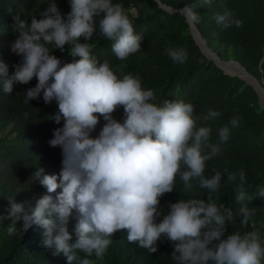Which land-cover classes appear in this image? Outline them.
Returning <instances> with one entry per match:
<instances>
[{
    "label": "clouds",
    "instance_id": "clouds-1",
    "mask_svg": "<svg viewBox=\"0 0 264 264\" xmlns=\"http://www.w3.org/2000/svg\"><path fill=\"white\" fill-rule=\"evenodd\" d=\"M69 3L66 16L55 0L30 24L15 15L11 50L21 60L10 74L0 59L3 92L11 94L15 84L27 85L35 78L36 85L23 93L24 103L41 97L48 105L55 101L58 111L50 119L62 123L48 141L61 149V170L46 174L38 167L32 173L35 183L46 189L44 194L33 193L22 202L7 197L6 215L0 216V222L11 221L7 235L22 236L37 225L44 229L42 246L56 255L63 253L67 264L102 262L118 231H126L129 243L149 253L158 251V242L170 241L175 264H264V234L253 220L257 208L245 203L252 199L246 193V173L228 172L227 185L233 184L237 192L240 225L247 228L251 221L253 229L228 235L226 222L236 220L230 209L217 203L216 195L224 175L219 171L205 175L208 162L222 154L221 145L242 117L233 116L231 127L218 128V142L213 143V130L198 124L193 103L158 99L154 89L143 87L139 74H125L124 64L113 66L92 54L97 31L113 42L117 60L140 52L143 36L135 31L134 15L114 0ZM211 3L199 0L181 14L195 20L194 9ZM220 8L223 11L214 15L218 26L224 30L243 26L223 0ZM66 45L71 57L61 60L53 51L64 52ZM166 54L178 64L188 60L184 48L168 47ZM121 107L124 115L119 120L114 113ZM221 115L210 109L203 120L215 121ZM178 182L184 194L207 190V201L182 198L170 202L165 214L161 200L177 189ZM258 195L264 197V189ZM73 233L76 241L70 243Z\"/></svg>",
    "mask_w": 264,
    "mask_h": 264
},
{
    "label": "trees",
    "instance_id": "trees-1",
    "mask_svg": "<svg viewBox=\"0 0 264 264\" xmlns=\"http://www.w3.org/2000/svg\"><path fill=\"white\" fill-rule=\"evenodd\" d=\"M50 0H0V59L9 66V73L21 57L11 50L16 39L13 31L14 16L21 15L28 20L44 11ZM65 16L70 12L69 0H55ZM173 10H182L187 5L199 0H160ZM121 3L130 15H134V28L143 36L141 51L125 61L117 60L112 52V41L94 35L93 55L101 62L105 59L115 66L124 64V73L139 74L143 87L154 89L158 99L184 100L195 105L194 115L200 116V126L212 128V142H218L217 129L229 124L233 116L242 117L240 126L231 129L229 140L221 145L222 154L208 162L205 175L210 176L219 171L222 187L216 194L218 204L230 209L236 222H226L227 233L233 231H250L240 225L237 215L241 206L237 201L234 185H227L228 172L244 170L247 177L246 193L251 200H246L249 207H256L253 218L255 228L264 234V197L259 191L264 189V111L260 108L254 90L237 77H230L219 70L211 61H207L189 33L185 16L181 13H168L159 8L154 0H114ZM221 0H212L211 5L198 6L194 9L197 18L194 24L206 41L210 50L224 60H234L258 80H264V0H223L236 18L243 21V26L222 29L214 20V15L222 12ZM81 42H86L81 38ZM52 48L51 45H49ZM168 47L184 48L188 60L183 64L173 62L166 54ZM69 46L65 51L54 49L53 54L61 60L69 55ZM228 53L230 57H228ZM74 58L72 57L69 62ZM262 62L263 76L259 71ZM34 78L29 84H15L11 94H5L0 86V216L6 215L9 196H16L17 202L30 199L33 193L44 194L32 173L43 167L46 174H58L61 170V149L53 148L48 141L53 138V131L61 125L55 124L50 117L58 111L55 101L45 104L43 98L24 103L23 93L34 87ZM215 110L222 115L215 121H204L203 115L208 110ZM25 113H28L25 116ZM123 108L114 113L115 118L123 119ZM101 125L97 128V133ZM229 127L230 124H229ZM227 169V172L225 171ZM238 183V181H237ZM19 190V191H18ZM200 198L207 201V190L196 188L184 194L182 184L166 194L161 200V209L166 214L169 203L182 198ZM162 219V217L160 218ZM10 220L0 222V264H67L63 253L56 255L54 250L42 246L43 231L33 225L22 236H8L7 226ZM73 220L70 231L74 227ZM126 231H118L113 236L102 262L97 264H175L171 258L173 245L170 241L158 242V251L149 253L136 243H129ZM76 237L73 233L75 243ZM78 251V250H77ZM94 259V257H93Z\"/></svg>",
    "mask_w": 264,
    "mask_h": 264
},
{
    "label": "water",
    "instance_id": "water-1",
    "mask_svg": "<svg viewBox=\"0 0 264 264\" xmlns=\"http://www.w3.org/2000/svg\"><path fill=\"white\" fill-rule=\"evenodd\" d=\"M154 1L158 4L159 8L165 10L166 12L170 14L181 13V10H173L169 7L164 6L160 2V0H154ZM184 16L188 24L189 33L191 37L193 38L195 44L198 46V48L200 49L202 55L206 58V60L213 62V64L219 70H221L225 75L230 76V77H237L240 80L244 81L248 86H250L258 97V103H259L260 108L264 111V80L263 78L261 77V79L258 80L255 76L249 74L245 70L244 67H242L238 62L234 60H224L220 58L216 53H214L212 50L209 49L206 41L202 38L200 32L196 28L194 24V20L190 19L186 15ZM262 62L263 60L260 62L259 71L261 75L263 76ZM230 64H235L236 66H238L240 73H237V72L234 73V72L228 71L227 66Z\"/></svg>",
    "mask_w": 264,
    "mask_h": 264
},
{
    "label": "bare ground",
    "instance_id": "bare-ground-1",
    "mask_svg": "<svg viewBox=\"0 0 264 264\" xmlns=\"http://www.w3.org/2000/svg\"><path fill=\"white\" fill-rule=\"evenodd\" d=\"M227 67H228V71H230V72L240 73L238 66H236L235 64H230Z\"/></svg>",
    "mask_w": 264,
    "mask_h": 264
},
{
    "label": "rangeland",
    "instance_id": "rangeland-1",
    "mask_svg": "<svg viewBox=\"0 0 264 264\" xmlns=\"http://www.w3.org/2000/svg\"><path fill=\"white\" fill-rule=\"evenodd\" d=\"M228 57H230V54L228 53Z\"/></svg>",
    "mask_w": 264,
    "mask_h": 264
}]
</instances>
